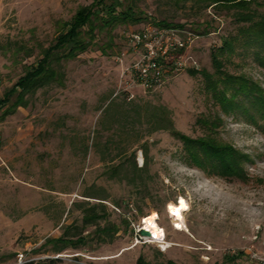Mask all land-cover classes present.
<instances>
[{
    "label": "rangeland",
    "instance_id": "374dc122",
    "mask_svg": "<svg viewBox=\"0 0 264 264\" xmlns=\"http://www.w3.org/2000/svg\"><path fill=\"white\" fill-rule=\"evenodd\" d=\"M93 1L0 0V99L37 64L41 49L69 29L64 23ZM119 1L118 10L131 7L153 22L96 29L85 52L53 64L63 72L62 85L52 82L25 94L26 105L13 111L14 94L0 105V264H264V117L244 94L236 97L242 109L224 112L209 86L224 78L212 60L217 54L221 71L264 89V67L254 54L261 48L237 37L234 52L220 54L222 39L242 25L232 10L204 8L195 0ZM251 8L264 13V5ZM154 21L183 25L199 37L159 89L124 91L127 34ZM108 105L112 113L106 117ZM148 111L165 112L172 127L191 139L212 137L243 153L245 176L194 164L178 137L147 122ZM134 165L144 171L136 174ZM93 195L104 200L87 197ZM180 197L187 210L177 229L169 207ZM100 201L106 212L100 225L118 227L108 243L93 237L95 226L81 222L80 203ZM152 213L167 248L134 236ZM67 226L72 232L78 226L88 240L55 253L53 243L45 242Z\"/></svg>",
    "mask_w": 264,
    "mask_h": 264
},
{
    "label": "trees",
    "instance_id": "16d2710c",
    "mask_svg": "<svg viewBox=\"0 0 264 264\" xmlns=\"http://www.w3.org/2000/svg\"><path fill=\"white\" fill-rule=\"evenodd\" d=\"M176 2L186 0H175ZM201 2L203 7H215L226 9L228 12L232 10L231 16L239 25L237 33L228 38H223L219 46L221 55L234 52V40L241 39L246 46H259L261 51L254 52L255 58L259 64L264 67V13L258 12L251 8V5H264V0H195ZM121 2L119 0H94L89 6L78 10L72 20L64 23V28L68 26V30L59 34L55 43H52L48 48L41 49V58L38 59L37 64L32 66V69L25 70V75L22 76L15 85L7 92L3 98L0 99V105L8 103L15 95V99L11 101V111L18 106H25V94L34 91L35 89L45 86L49 83L55 82L59 85L63 84V72L56 69L53 64L60 63L62 60H68L76 57L78 54L85 52L92 44L97 36L94 31L96 29H112L117 25L134 24L141 21L151 20L146 15L136 13L131 7L118 10ZM149 22V21H148ZM158 27H182L183 25H172L165 21L155 22ZM208 32L206 30L202 31ZM109 46L110 44H106ZM25 56L31 55V49L25 47ZM18 51V50H17ZM105 53V51H102ZM213 63L224 78L220 80H211L209 86L213 90V96L219 102L223 111L226 113L233 110L242 109L240 101L236 100L239 94H244L245 97L251 99V105L260 112L264 117V89L256 83L242 75L227 74L221 71L223 61L218 58L217 54H213ZM29 67V66H28ZM208 78L210 76L206 75ZM222 82L225 88L219 89L217 83ZM233 90L229 96L226 95V90ZM13 96V97H12ZM111 105L104 109L106 117L111 116ZM246 113L247 110H244ZM248 116H252L247 113ZM145 119L152 121L154 129H167L174 136L178 137L183 147L190 158V160L202 167L208 168L209 171L223 175V176H245L243 171V162L247 159L243 153L234 149L231 145L223 144L212 137H199L191 139L184 134L176 131L169 118L156 111H148L145 113ZM144 171L143 167L134 165V172ZM98 198L93 196H87ZM103 199V198H98ZM104 200V199H103ZM89 201V200H87ZM75 205L77 202L74 203ZM82 207V226H95L94 236L98 242L108 243L113 233L118 230L117 225L107 221L105 225H100V220L106 218L105 205L103 202H96L90 205L89 202L80 203ZM82 227V228H83ZM76 231H70V226L65 227L63 233L57 239H48L46 244L53 243L52 251L61 253L68 246L76 248L79 245L85 244L88 237L82 235L81 229L77 226ZM80 229V230H79ZM23 264H41V262L33 263L26 261Z\"/></svg>",
    "mask_w": 264,
    "mask_h": 264
},
{
    "label": "built area",
    "instance_id": "2783aa9c",
    "mask_svg": "<svg viewBox=\"0 0 264 264\" xmlns=\"http://www.w3.org/2000/svg\"><path fill=\"white\" fill-rule=\"evenodd\" d=\"M198 37L197 33L184 28L158 27L151 23L144 24L136 31H130L126 37L130 61L122 69V89L127 92L136 87L148 91L159 89L169 74L182 66L185 59L183 51ZM187 58L192 59L190 56ZM117 59L122 61L123 58ZM142 229L146 230L142 223L137 224L134 236ZM147 237L141 235V240Z\"/></svg>",
    "mask_w": 264,
    "mask_h": 264
},
{
    "label": "bare ground",
    "instance_id": "6f19581e",
    "mask_svg": "<svg viewBox=\"0 0 264 264\" xmlns=\"http://www.w3.org/2000/svg\"><path fill=\"white\" fill-rule=\"evenodd\" d=\"M187 210V204L183 197L178 198L176 204L171 205L169 207V215L173 219V224L175 228L180 229L182 228L183 219L182 213ZM158 215L155 213L150 214L148 217L143 219L142 225L144 228L149 232L148 238L153 241H158L163 244L164 248H167L169 244L163 240V233L161 231L160 226L157 223ZM177 226H176V225Z\"/></svg>",
    "mask_w": 264,
    "mask_h": 264
},
{
    "label": "water",
    "instance_id": "95a60500",
    "mask_svg": "<svg viewBox=\"0 0 264 264\" xmlns=\"http://www.w3.org/2000/svg\"><path fill=\"white\" fill-rule=\"evenodd\" d=\"M141 235L149 236V232L147 230L142 229L140 233L135 235L136 239L141 240Z\"/></svg>",
    "mask_w": 264,
    "mask_h": 264
}]
</instances>
